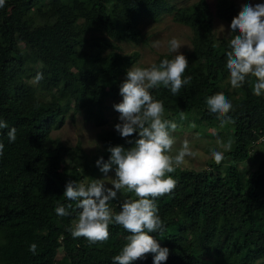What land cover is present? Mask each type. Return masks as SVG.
Returning <instances> with one entry per match:
<instances>
[{
    "label": "trees",
    "instance_id": "obj_1",
    "mask_svg": "<svg viewBox=\"0 0 264 264\" xmlns=\"http://www.w3.org/2000/svg\"><path fill=\"white\" fill-rule=\"evenodd\" d=\"M168 10L166 0H6L0 8V120L8 124L0 129V143L5 146L0 155V264H114L113 257L130 233L111 224L106 242L73 239L68 228L77 218L76 202L64 193L69 182H80L82 177L78 166L68 171L64 163L67 156L72 161L85 157L79 146L69 148L50 133L63 125L70 108L82 109L84 119L96 126L105 123L106 99L117 95L139 57L137 52L116 53L111 41L138 43V21L157 19ZM216 14L229 25L227 38L214 37L206 0L175 11L176 21L192 34L184 73L191 82L178 95L163 86L151 90L153 98L163 102L165 119L179 121L183 111L194 117L196 125L216 127L221 123L209 111L206 99L223 84L224 95L233 96L228 114L232 122L224 124L233 135V146L223 155L229 165L223 172L216 162L199 171L176 169L169 174L176 181L175 189L155 201L165 230L162 236L150 235L169 249L168 259L161 264L264 260V160L245 177L237 167L256 159L251 151L264 134V95H254L249 83L230 93L226 88L230 84L228 42L235 35L231 23L239 12L234 2L219 0ZM87 31L100 36L86 38ZM165 58L173 59L163 54L154 63ZM31 67L43 74L41 81L55 101L38 100L26 88L23 77ZM13 127L17 138L10 142L7 133ZM134 136L123 138L116 130L100 132L94 169H99L98 159L110 158L109 147H133L128 141ZM124 201L112 203L114 213ZM69 203L71 215L57 216L55 208L59 204L67 208ZM33 243L36 254L29 250ZM133 264H154V255L149 253Z\"/></svg>",
    "mask_w": 264,
    "mask_h": 264
},
{
    "label": "clouds",
    "instance_id": "obj_2",
    "mask_svg": "<svg viewBox=\"0 0 264 264\" xmlns=\"http://www.w3.org/2000/svg\"><path fill=\"white\" fill-rule=\"evenodd\" d=\"M5 4L6 0H0V8ZM231 34L235 35L228 42L230 50L226 54V68L232 88L249 83L254 95H264V4L244 5L232 20ZM158 46V41L153 42V47ZM181 47L180 41L173 38L169 41V51L176 53L173 59L165 58L158 65L153 63L149 67L133 66L127 72V79L120 89L123 100L114 106L120 113L121 121L115 128L123 138L138 133L134 146L129 149L109 147L110 158L105 161L101 157L96 161L104 179H93L88 184L69 182L66 185L64 196L76 202L77 218L68 228L73 239L83 237L90 244L106 242L111 224L120 225L130 233L120 253L113 257L114 264H133L149 253L154 255V264L168 259L169 249L161 247L150 235L159 232L162 236L165 230L155 201L173 192L176 181L169 174L174 173L186 157L196 153L191 150L190 142L185 140L177 154H171L176 142L172 134L178 125L164 118L163 102L155 100L151 90L163 86L173 95H178L181 88L191 82V77L184 78L189 63L186 56L180 53ZM42 79L43 74L38 72L35 82L39 83ZM206 104L222 126L232 122L228 114L233 106L223 92L208 97ZM179 118L186 119L183 111L179 113ZM6 128L7 122L0 120V129ZM16 132L14 127L8 131L10 142H15ZM4 147L0 143V155H3ZM222 147L227 151L231 149L232 142L229 140ZM211 156L217 164L223 159L221 151L212 150ZM113 168L114 178L108 175ZM108 184L112 187H107ZM125 191L134 193L136 198H127L121 210L114 213L110 201L117 197L118 192ZM72 207L71 203L67 208L59 204L55 213L60 217L69 216L68 209ZM36 249L35 243L29 247L33 254H36Z\"/></svg>",
    "mask_w": 264,
    "mask_h": 264
},
{
    "label": "rangeland",
    "instance_id": "obj_3",
    "mask_svg": "<svg viewBox=\"0 0 264 264\" xmlns=\"http://www.w3.org/2000/svg\"><path fill=\"white\" fill-rule=\"evenodd\" d=\"M197 1L198 0H166L169 7L168 11L161 13L157 19L144 17L138 21L137 27L140 31V41L138 43L112 40L111 42H113L115 46L112 50L121 55H129L133 52L138 53L139 57L136 63L129 67V69L133 66L149 67L160 55L163 54H169L174 58L176 53L169 51V41L173 38L180 41L182 47L179 51L186 56L191 51L192 34L187 26L176 21L175 11L177 9H188ZM206 1L212 13L214 37L216 39L227 38L230 35L229 25L216 14V7L219 0ZM230 1L235 3L238 12H240L242 7L247 4H252L253 6L256 4H264V0ZM78 22L81 23L82 20H79ZM221 26H223V28H221ZM98 36H100L98 32L87 31L84 34V37L86 38H96ZM156 41L159 42V46L153 47V42ZM108 51L109 49L105 50L103 54ZM37 73L38 71L36 68L31 67L27 69L23 77L26 83V88H30L38 100L43 102H50L52 100L55 101L51 95L52 93L45 88L42 81L39 83L35 82L34 78ZM124 79H126V77ZM252 79L255 80V78ZM121 86L122 85L118 87L119 92L115 97H109L105 101L107 108L103 113L105 123L102 126H96L93 122L86 121L84 119L82 109L74 110L73 108H70L65 113L63 125L50 133L51 138L58 140L60 143L69 148H74L75 146L80 147L82 153H84L85 159L77 158L76 161H72L71 157L67 156L64 163V169L66 170L68 168L67 170L69 171L72 166H78L79 174L82 177L80 182L85 184L90 183L93 179H104V174L100 171V169H94L93 164V160H95L98 150L101 149V143L97 136L103 131L116 130L115 125L121 123L119 119L120 113L117 112L114 107L123 100V97L120 94ZM225 86L226 85L223 84L220 88L215 89L211 96L218 92H223ZM226 88L229 90V93L234 90L231 84H229ZM226 97L230 102H232V95H228ZM55 98L58 99L57 96H55ZM186 119H188V121ZM186 119H179V121L171 120L176 122L178 125L176 132L172 134L176 142L171 154L176 155L183 142L187 140L190 142L191 150L195 152L196 155L186 157L185 162L177 169L194 171L207 169L209 164L215 163L211 156L212 150L221 151L224 155L225 149L222 147V144H226L229 140L233 142V135L224 125L222 126L220 124L217 125V127L209 126L205 123H203L205 125H196L192 122V119H194L192 115H187ZM138 138V133H135V136L132 139L133 146L135 140ZM251 153L255 155V160L253 158H249L244 163L237 165L244 177L247 176L249 172L255 171L258 164L264 160V134L258 143L254 145ZM228 165V159H222L217 168L223 172ZM108 175L114 178L115 170H112ZM107 187H112V185L108 184ZM127 198H131L130 193H127L126 191L118 192L117 197L110 201V203L112 205L113 202L123 201ZM255 264H264V260H260Z\"/></svg>",
    "mask_w": 264,
    "mask_h": 264
}]
</instances>
